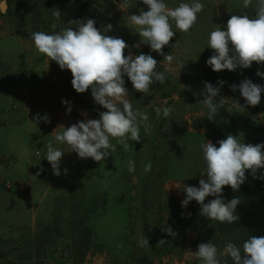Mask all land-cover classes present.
<instances>
[{
	"label": "rangeland",
	"instance_id": "374dc122",
	"mask_svg": "<svg viewBox=\"0 0 264 264\" xmlns=\"http://www.w3.org/2000/svg\"><path fill=\"white\" fill-rule=\"evenodd\" d=\"M72 1L80 5L89 0ZM93 1L100 5L103 0ZM110 1V7L102 8L99 19H95L96 27L102 30L111 24L113 28L106 34L127 43L125 55H152L165 69L163 56L144 44L136 33L137 27L129 21V16L139 11H132L121 0ZM164 2L174 8L193 0ZM199 2L204 9L195 26L182 33L173 23L177 32L163 48L165 55L174 56L172 70L167 72L178 80L177 91L170 99L156 98L150 103L128 94L133 106L148 114L150 131L145 133L141 126V141L129 140L127 149L113 139L117 150L101 163L80 159L75 152H69L66 144L55 141L56 133L62 131L58 125L68 127L85 119L82 112L88 119L93 118L86 108L67 98L64 70L36 50L31 39V33L36 31L20 26L12 18L0 20V264H201L193 254L198 246V234L193 228L184 229V247L175 252L156 255L140 244L145 239L146 219L151 232L157 234L166 226L173 229L174 213L179 215V208L187 213L192 209V201L187 208L181 207L185 193L175 186L198 187L205 167L200 145L210 137L205 128L198 127V121L207 110L200 100L203 82L207 81L205 75L211 69L206 64L213 54L207 43L209 34L218 26H226L231 15L254 16L258 0H252L247 9L243 0ZM258 69L264 72V65ZM230 78L229 85L239 84L248 78L246 69L230 72ZM253 83L264 86V78L256 75ZM229 85L216 100L226 98L222 108L231 120L234 134L244 142L245 120L254 119L264 125V92L260 104L253 107ZM62 100L70 102V114L69 105L62 104ZM185 104L191 107L186 108ZM164 106L174 107L175 111L167 118L162 114L158 118L155 108ZM37 114H47L50 123L41 121L36 125L32 118ZM49 141L66 152L60 176L53 174L45 158L43 146ZM129 160L135 162L133 173L128 171ZM148 162L152 169L145 172ZM41 167L43 171L36 176ZM122 184H130V190L123 193ZM90 197L98 208L87 214L84 205ZM127 206L132 207L135 221L133 239L137 250L131 253ZM91 226L92 240L86 243L84 231Z\"/></svg>",
	"mask_w": 264,
	"mask_h": 264
},
{
	"label": "clouds",
	"instance_id": "9594fccd",
	"mask_svg": "<svg viewBox=\"0 0 264 264\" xmlns=\"http://www.w3.org/2000/svg\"><path fill=\"white\" fill-rule=\"evenodd\" d=\"M142 3L147 6V10L142 8L138 14H131L129 21L137 27L136 33L144 44L163 56L165 71H171L174 56L165 55L163 48L169 45L177 32L173 30V23L179 32L188 33L195 26L204 5L199 0H193L191 4L182 2L174 8H170L164 0H142ZM250 5L252 0H243L244 9ZM6 11L7 0H0V12ZM53 15L59 18L61 11L57 9ZM51 27L55 29L56 25ZM112 28L111 24H107L102 30L98 29L94 19L85 18L68 20L59 32L31 33V39L39 53L48 61L56 62L61 70L70 71L73 89L79 94L90 89L95 104L106 110L99 112L98 119H88L87 114L82 112L81 115L85 116V119L68 127L58 125L57 128L62 131L55 135V141L66 144L70 148L69 152H75L80 159L91 158L99 163L106 161L116 152V145L111 142L113 139L117 140L123 149H127L130 147L129 140L141 141V126L145 133L151 128L148 114L140 112L139 108L134 107L127 99L129 90L125 86L124 77L131 81L136 92L142 94H149L154 83L163 84L166 80L164 72L156 70L158 62L152 55L140 53L133 56L130 52L125 55V49L129 47L127 43L122 38L106 34ZM207 43L213 54L206 64L214 72L247 69L254 62L264 65V0H258L254 16L247 13L231 15L226 26H218L211 31ZM136 47H139V44ZM256 75L264 78V72L259 69ZM217 83L219 86H214L208 81L203 82V99L200 102L203 108L207 109L206 116L209 121H215V116L226 99L221 97L219 101L216 100L226 82L219 80ZM229 87L234 92L238 90L247 105L254 107L260 104L264 86L245 78L239 84ZM187 90L191 91V88ZM62 104L69 105L67 113L70 114V102L62 100ZM164 104L167 105L168 102L165 100ZM185 107L190 108L191 105L185 104ZM174 111V107L169 106L155 108L158 118L161 114L167 118ZM32 121L36 125L41 121L50 123V118L47 114H37ZM43 147L46 148L45 158L53 174L60 176L62 158L66 152L55 147L51 141ZM200 148L205 167L200 173L203 178L199 180V186H175L185 193L181 207L187 208L191 201H195L199 204L201 217L233 224L240 219L237 206L241 201L239 198H232L226 202L223 189L229 186L233 191H238L247 179L246 172H250L254 178L264 179V174L256 176L258 170L264 169V143L245 144L237 135L228 134L216 144L207 140L206 143H201ZM151 169L152 164L148 162L144 171L149 172ZM42 171L41 167L36 176ZM128 171L135 172L133 160L128 161ZM64 172L66 174L67 169ZM208 197L214 199L205 202ZM162 231L173 238L177 236L171 226L163 227ZM165 242L161 239L158 244ZM140 244L149 245L148 239H143ZM193 254L201 264H222V257L230 258L232 264H264V236H250L242 246L229 241L223 250L218 249L211 240L201 242ZM223 264H227V259L223 260Z\"/></svg>",
	"mask_w": 264,
	"mask_h": 264
},
{
	"label": "trees",
	"instance_id": "16d2710c",
	"mask_svg": "<svg viewBox=\"0 0 264 264\" xmlns=\"http://www.w3.org/2000/svg\"><path fill=\"white\" fill-rule=\"evenodd\" d=\"M121 1L128 5V7L134 12H137L142 8L147 10V6L143 5L142 0ZM7 3L9 4V7L6 13L0 12V20L12 18L17 20L21 24L20 26L31 27L35 31L52 33L53 31H61L66 26L68 20L85 18H91L94 20L99 19L101 9H108L110 7L108 4H110L111 1L103 0L100 5L93 0L86 1L80 5L72 0H7ZM57 9L61 11V16L59 18L53 15ZM53 24L56 25L55 29L51 27ZM258 66L259 65L254 62L250 68L246 69V75L248 79L252 80V82L256 79ZM156 70L158 72H164L166 80L163 84H160L159 82L154 83L150 87L149 94L136 92L132 87L131 81L128 80L127 77H124L126 82L125 86L128 88L129 94L132 98L142 99L146 103H150L156 98H172L173 94L177 91L178 80H173L171 74L159 65H157ZM205 76L207 81L214 86H219L217 83L219 80L226 82L221 88L220 95L222 94L223 89L231 82L230 71L228 70L214 72L210 69ZM71 80L72 75L70 71L65 69L64 91L67 98L71 102L86 108L93 119H98L99 112L106 110L95 104L90 89L82 94L77 93L72 87ZM198 127L205 128L208 131L210 141L214 144L221 139H225L228 134L235 135L231 120L229 119L228 114L225 113L224 108L219 110V113L215 116V121L207 120L205 114L199 119ZM244 127L246 130V138L249 140L247 141L249 142L248 144L255 145L258 143H264L263 124L254 119H249L244 121ZM262 174H264V169L258 170L256 176L259 177ZM246 177L247 179L238 191H233L229 186H225L223 189V197L226 202L232 198H239L241 201L237 206V214L240 217L237 222L228 224L203 218L199 215V204L192 201V209L190 212L187 213L183 211L184 215L182 216V211L178 207L181 213L179 215L174 213V222L172 224H174L173 231L177 233L175 238L169 236L165 232L163 233L161 229L158 230L157 234H153L148 227L146 219L144 221L145 225L143 234L145 239H148L149 245H144L142 248L151 253H155L156 255L175 252L178 250L176 248L180 249L184 247V229L186 231L187 228H193L196 230L198 234V244L201 242L206 243L211 240L220 250H223L224 245L229 241L237 246H242L243 242L250 236H264V179L254 178L250 172H246ZM129 187L131 188L130 184H127V186L122 184L120 190H122L123 193H126L130 190ZM87 202L88 203L84 205V213L87 212V214H89L92 210L96 211V206L98 208V205L95 203L93 204V198H88ZM205 202H207V200ZM127 209L129 216L128 237H130L129 253H131L132 251L137 250L135 238L133 239L135 236V221L132 216V207L127 206ZM88 226H90V224H88ZM92 226L90 229L86 228L84 231V241L86 243H90L92 240L94 233ZM161 239L166 242L158 244ZM83 254L85 255L86 253ZM224 259H227V264H232L230 258L224 257L221 258L222 264Z\"/></svg>",
	"mask_w": 264,
	"mask_h": 264
},
{
	"label": "water",
	"instance_id": "95a60500",
	"mask_svg": "<svg viewBox=\"0 0 264 264\" xmlns=\"http://www.w3.org/2000/svg\"><path fill=\"white\" fill-rule=\"evenodd\" d=\"M8 6V5H7ZM3 13H5V12H3Z\"/></svg>",
	"mask_w": 264,
	"mask_h": 264
}]
</instances>
